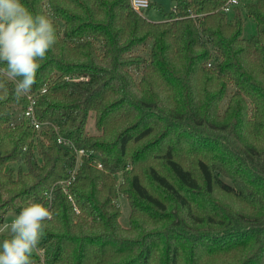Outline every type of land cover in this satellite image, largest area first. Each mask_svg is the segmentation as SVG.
<instances>
[{
  "label": "trees",
  "instance_id": "16d2710c",
  "mask_svg": "<svg viewBox=\"0 0 264 264\" xmlns=\"http://www.w3.org/2000/svg\"><path fill=\"white\" fill-rule=\"evenodd\" d=\"M226 1H151L154 21L130 0H21L56 28L28 94L44 126L0 91V226L52 212L32 264H264V0Z\"/></svg>",
  "mask_w": 264,
  "mask_h": 264
},
{
  "label": "clouds",
  "instance_id": "9594fccd",
  "mask_svg": "<svg viewBox=\"0 0 264 264\" xmlns=\"http://www.w3.org/2000/svg\"><path fill=\"white\" fill-rule=\"evenodd\" d=\"M56 44L53 22L34 14L21 0H0V91L14 82L17 100L28 95L36 84L41 61ZM52 212L41 203L29 202L4 225L10 235L0 242V264H32L45 221Z\"/></svg>",
  "mask_w": 264,
  "mask_h": 264
},
{
  "label": "rangeland",
  "instance_id": "374dc122",
  "mask_svg": "<svg viewBox=\"0 0 264 264\" xmlns=\"http://www.w3.org/2000/svg\"><path fill=\"white\" fill-rule=\"evenodd\" d=\"M151 1L154 3L162 4L164 8L168 11L172 10L175 5L174 0H151ZM144 14L147 18H149L150 20H154V21L161 20L163 18L160 11L155 7L147 9ZM255 32H256V28H255L254 22L250 18L246 17L244 36L248 37ZM87 129L90 133L98 132L95 126V117L92 113L90 114L89 119H88ZM223 200L231 204V200L229 198L223 197ZM117 203L121 206V212H122L120 219H119L120 223L123 226L128 227L129 219H130V210H131L129 201L125 196H120L117 199ZM11 221L7 220L4 225L10 224ZM4 225L0 226V242H2L5 236L9 234V232L4 229Z\"/></svg>",
  "mask_w": 264,
  "mask_h": 264
},
{
  "label": "built area",
  "instance_id": "2783aa9c",
  "mask_svg": "<svg viewBox=\"0 0 264 264\" xmlns=\"http://www.w3.org/2000/svg\"><path fill=\"white\" fill-rule=\"evenodd\" d=\"M131 5L133 9L141 14H144L147 9L150 8L151 0H130ZM238 0H227L225 4L222 7V10L225 12H230L231 9L238 4ZM29 99V105L24 112L26 117L29 119L30 123L34 125L36 128H40L44 126L38 119L36 118L35 114V104H36V99L33 95H28ZM64 139L62 137L59 138V142H62ZM83 150H80L82 152ZM101 166V164H99ZM75 171L76 168L72 171V176L71 179L67 180L63 185L64 189L67 191V185L71 183V181L75 178Z\"/></svg>",
  "mask_w": 264,
  "mask_h": 264
},
{
  "label": "crops",
  "instance_id": "0c3cea01",
  "mask_svg": "<svg viewBox=\"0 0 264 264\" xmlns=\"http://www.w3.org/2000/svg\"><path fill=\"white\" fill-rule=\"evenodd\" d=\"M149 19V18H148Z\"/></svg>",
  "mask_w": 264,
  "mask_h": 264
}]
</instances>
